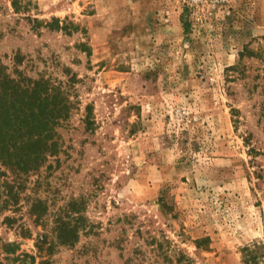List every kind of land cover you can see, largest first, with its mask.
Here are the masks:
<instances>
[{
	"label": "rangeland",
	"instance_id": "obj_1",
	"mask_svg": "<svg viewBox=\"0 0 264 264\" xmlns=\"http://www.w3.org/2000/svg\"><path fill=\"white\" fill-rule=\"evenodd\" d=\"M0 92L22 264H264V0H0Z\"/></svg>",
	"mask_w": 264,
	"mask_h": 264
},
{
	"label": "trees",
	"instance_id": "obj_2",
	"mask_svg": "<svg viewBox=\"0 0 264 264\" xmlns=\"http://www.w3.org/2000/svg\"><path fill=\"white\" fill-rule=\"evenodd\" d=\"M12 3L15 9H20L23 5L30 4V0H12ZM40 124L39 121L33 119L22 121L15 118L12 120L6 116L5 105L0 92V161L13 174L11 179H8L5 173V177L1 179L3 173L0 174V209L9 206V203L13 206L17 203V192L20 188L19 178L22 173L21 165L27 161V159L19 155L20 151L29 144H35V146H38L39 143L43 144V142L46 144L48 133L46 134L44 129L32 130V128H39ZM16 219L14 215H5L3 222L11 224ZM61 223L64 222L61 221ZM18 225L20 227L18 231L20 235L29 234L27 227L25 228L22 224ZM40 236L41 238H37L35 245L39 254L42 253L40 255H44V253H49L50 241L44 238L45 236ZM63 241L65 243L69 242L67 239ZM27 258L34 262L36 255L28 252H19V243L17 241H7L0 235V264H22ZM48 262L49 259L43 258L39 261V264Z\"/></svg>",
	"mask_w": 264,
	"mask_h": 264
}]
</instances>
